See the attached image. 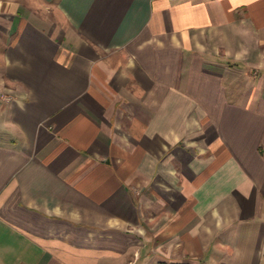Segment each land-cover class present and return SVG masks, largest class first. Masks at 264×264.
Wrapping results in <instances>:
<instances>
[{
	"label": "crops",
	"instance_id": "0c3cea01",
	"mask_svg": "<svg viewBox=\"0 0 264 264\" xmlns=\"http://www.w3.org/2000/svg\"><path fill=\"white\" fill-rule=\"evenodd\" d=\"M0 40V264H264V0H0Z\"/></svg>",
	"mask_w": 264,
	"mask_h": 264
},
{
	"label": "rangeland",
	"instance_id": "374dc122",
	"mask_svg": "<svg viewBox=\"0 0 264 264\" xmlns=\"http://www.w3.org/2000/svg\"><path fill=\"white\" fill-rule=\"evenodd\" d=\"M50 13L53 14L54 11H51ZM3 46H4V43L2 42V40H0V48L2 49ZM0 100H1V101H4V100H7V98H6V96H4L3 94H1V95H0Z\"/></svg>",
	"mask_w": 264,
	"mask_h": 264
}]
</instances>
